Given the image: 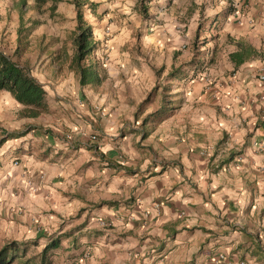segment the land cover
Listing matches in <instances>:
<instances>
[{
  "label": "crops",
  "instance_id": "obj_1",
  "mask_svg": "<svg viewBox=\"0 0 264 264\" xmlns=\"http://www.w3.org/2000/svg\"><path fill=\"white\" fill-rule=\"evenodd\" d=\"M257 1L244 21L221 26L233 44L214 87L191 86L193 67L177 70L169 83H180L174 92L190 114L166 117L174 107L160 102L165 118L154 130L138 107L161 85L163 65L178 61L160 58L158 33L144 42L158 52L153 65H144L120 109L101 112L90 98L94 107L53 104L45 87L47 110L32 118L0 91V234H51L49 241L63 238L60 248L78 242L80 264H264V0ZM66 87L58 93L82 95L73 81Z\"/></svg>",
  "mask_w": 264,
  "mask_h": 264
},
{
  "label": "rangeland",
  "instance_id": "obj_2",
  "mask_svg": "<svg viewBox=\"0 0 264 264\" xmlns=\"http://www.w3.org/2000/svg\"><path fill=\"white\" fill-rule=\"evenodd\" d=\"M88 1L96 6L92 8L87 5L83 10L85 20L93 27L97 45L82 62V66L96 69L101 78L100 83L84 87L79 83V65L74 62L77 50V11L74 0L42 5L37 4V0H0V51L28 67L32 75L47 88L49 101L53 104L62 103L74 110L76 103H89L91 107L96 104L103 112L107 107L115 110L127 105L129 88L141 80L144 65H153L149 57L158 53L153 45L144 42L154 39L155 33H158L163 39L159 47L160 58L169 62L171 56H176L178 61L177 66L171 69L167 67L169 63L163 65L161 85L157 84L156 91H151L140 103L143 104L142 110L141 106L138 107L143 120L147 119V131L157 128L165 118V115L157 117L162 111L158 108L160 102L163 105L172 103L174 107L167 111L166 117L173 115L183 118L181 114H190L183 112L185 102L182 98L177 99L179 94L175 95L174 92L175 86L180 83H169L177 70L193 67L194 74L189 81L191 86L195 85L194 82H200L214 87L215 70L225 64L224 55L229 50L228 46L233 44L230 39L221 36V26L229 18L238 16L239 21H244L250 9L255 8L253 3L259 4L257 0ZM225 9L227 12L229 9L232 11L229 17L224 15ZM70 81L77 88L81 86L82 95L78 98L58 93L61 88L67 89L66 85ZM87 90H93L97 99L87 96ZM147 107L152 112L145 115L143 111ZM71 108L66 109V120L73 119L70 112L74 111ZM56 113H59L58 109L54 115ZM121 132H117L119 137L123 135ZM50 235L0 234V249L17 241L26 252H20L12 264H40L42 251ZM86 237L84 235L83 239ZM89 241L87 238L84 242L88 244ZM67 245L50 253L52 264H80L78 259L82 254L76 249L80 244H71L72 249ZM73 250L75 252L71 253Z\"/></svg>",
  "mask_w": 264,
  "mask_h": 264
},
{
  "label": "trees",
  "instance_id": "obj_3",
  "mask_svg": "<svg viewBox=\"0 0 264 264\" xmlns=\"http://www.w3.org/2000/svg\"><path fill=\"white\" fill-rule=\"evenodd\" d=\"M60 1L61 0H37V4L42 5L48 2L58 4ZM74 5L77 11L75 43L77 50L74 62L79 65V83L84 87L100 83L101 81L99 72L96 69L82 66V62L91 55L97 45V42L94 40L93 27L85 20L83 8L87 5H91L92 8L96 6L88 0H74ZM238 44L243 46V43ZM242 52L241 56H244L246 49H243ZM178 74L179 71L176 72L173 77L178 76ZM0 91L11 93L15 100L25 107L23 112L24 116L32 118L38 117L47 110V105L45 103L47 91L45 90V86L32 75L28 67L22 66L18 61L2 51H0ZM142 106L143 104L141 107ZM162 113L163 110L157 117H161ZM154 116L155 114L153 117ZM145 121H147V119H145ZM62 239V237L50 239L42 251L40 264H52L50 253L60 248ZM20 252H26V249L22 248L20 243L17 241L8 243L0 249V264H12Z\"/></svg>",
  "mask_w": 264,
  "mask_h": 264
},
{
  "label": "built area",
  "instance_id": "obj_4",
  "mask_svg": "<svg viewBox=\"0 0 264 264\" xmlns=\"http://www.w3.org/2000/svg\"><path fill=\"white\" fill-rule=\"evenodd\" d=\"M260 80H261V81H264V76H261ZM93 139H96V138L93 137ZM257 145L259 146L260 144H257ZM87 257H88V256H87ZM223 258H224V257H223ZM223 258H222V259H223Z\"/></svg>",
  "mask_w": 264,
  "mask_h": 264
}]
</instances>
